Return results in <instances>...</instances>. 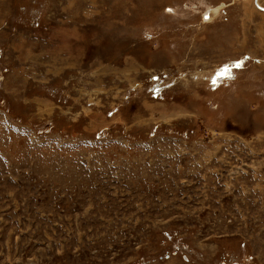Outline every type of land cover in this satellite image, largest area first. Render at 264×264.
I'll return each mask as SVG.
<instances>
[{
    "label": "rangeland",
    "instance_id": "374dc122",
    "mask_svg": "<svg viewBox=\"0 0 264 264\" xmlns=\"http://www.w3.org/2000/svg\"><path fill=\"white\" fill-rule=\"evenodd\" d=\"M255 2L0 0V264H264Z\"/></svg>",
    "mask_w": 264,
    "mask_h": 264
},
{
    "label": "bare ground",
    "instance_id": "6f19581e",
    "mask_svg": "<svg viewBox=\"0 0 264 264\" xmlns=\"http://www.w3.org/2000/svg\"><path fill=\"white\" fill-rule=\"evenodd\" d=\"M255 4H256V6H257V5L260 6V5L258 4V0H256ZM260 8H261V7H260Z\"/></svg>",
    "mask_w": 264,
    "mask_h": 264
},
{
    "label": "water",
    "instance_id": "95a60500",
    "mask_svg": "<svg viewBox=\"0 0 264 264\" xmlns=\"http://www.w3.org/2000/svg\"><path fill=\"white\" fill-rule=\"evenodd\" d=\"M258 8L264 11V9H263V8H260L259 6H258Z\"/></svg>",
    "mask_w": 264,
    "mask_h": 264
},
{
    "label": "snow or ice",
    "instance_id": "6c2138e0",
    "mask_svg": "<svg viewBox=\"0 0 264 264\" xmlns=\"http://www.w3.org/2000/svg\"><path fill=\"white\" fill-rule=\"evenodd\" d=\"M239 66V65H238Z\"/></svg>",
    "mask_w": 264,
    "mask_h": 264
}]
</instances>
